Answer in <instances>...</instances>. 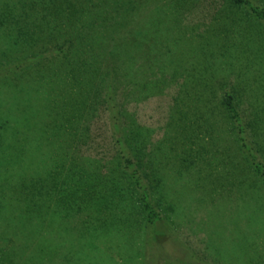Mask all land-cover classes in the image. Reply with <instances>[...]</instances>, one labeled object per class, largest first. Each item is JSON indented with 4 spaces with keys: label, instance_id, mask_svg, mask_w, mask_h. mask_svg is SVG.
<instances>
[{
    "label": "trees",
    "instance_id": "16d2710c",
    "mask_svg": "<svg viewBox=\"0 0 264 264\" xmlns=\"http://www.w3.org/2000/svg\"><path fill=\"white\" fill-rule=\"evenodd\" d=\"M157 1L0 0V93L45 102L20 111L34 123L0 107V264H89L95 242L107 250L99 264H148L150 246L176 242V195L203 193L215 205L227 178L239 201L264 211V109L244 98L245 81L202 79L179 92L159 142L130 110L146 64L175 51L163 32L170 13L148 10ZM189 1H167L178 11L171 25ZM217 9L218 20L240 12L264 28V0H219ZM99 132L107 153L94 155ZM169 264L200 261L181 248Z\"/></svg>",
    "mask_w": 264,
    "mask_h": 264
},
{
    "label": "rangeland",
    "instance_id": "374dc122",
    "mask_svg": "<svg viewBox=\"0 0 264 264\" xmlns=\"http://www.w3.org/2000/svg\"><path fill=\"white\" fill-rule=\"evenodd\" d=\"M167 1L159 0L157 4L149 6L148 10L163 6L171 15L177 14V8L171 2L170 5L167 4ZM218 2L219 0L189 1L184 12H181L177 19L173 18V21L176 20L173 25L170 23L171 17L168 16L170 14H166V30L163 32L169 36L167 45L174 47L175 51L168 63H163L167 59L162 51V55L158 56L159 60L153 62L154 55V59L146 64L145 87L135 103L130 106L137 122L146 130H150L154 141L159 142L164 137V128L166 122H169L176 96L180 93L188 96L197 91L195 84L202 82V79L211 82L222 81L224 83L221 84L228 86L245 81L248 88L242 93L244 96L247 94L244 98L249 99L252 96L256 105L264 109V62L261 59L264 56V47L261 45L264 44V28L248 24L240 12H236L239 18L232 16L233 13H224L225 17L222 19H228L226 23L225 20H218ZM144 42L148 44L147 39H144ZM215 88L218 92L216 86ZM25 94L11 90L7 93L1 92L0 107L2 112H5V109H10L13 105L21 124L25 119L34 123L35 118L26 114L40 111L41 102H45ZM30 99L32 103L29 104ZM249 105V102L245 104V108H250ZM215 106V114H219L220 106L216 100ZM21 110L26 114H20ZM207 112L209 111L203 110V113ZM220 118L225 121L222 113ZM224 127L227 128L226 122ZM104 137L99 134L98 145L101 144L91 150L94 155L107 153V141ZM225 140L227 143L219 141L218 144L227 149L232 135L226 136ZM227 180L218 183L222 185L217 191L225 200L215 205L208 199L201 202L203 193H196L193 199L186 195L182 198L180 193H176V209L180 219H174L176 225L173 223V227L178 248L170 241L162 247L150 246L148 264H169L171 258L173 260L180 255L181 248L193 255L200 264H264L263 208L261 204L246 202L247 200L239 201L238 191H233L230 188L231 182ZM170 188L173 192L180 190L175 186ZM226 198H229V201H226ZM70 237L72 235H67V240ZM48 239L49 244L55 240ZM95 243L98 247L91 256L94 261L90 260L89 264H99L101 253H107V250L103 249V242ZM216 248L223 250L225 256L216 260Z\"/></svg>",
    "mask_w": 264,
    "mask_h": 264
}]
</instances>
